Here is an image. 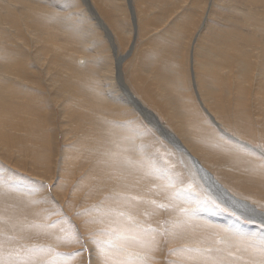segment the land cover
<instances>
[{
	"label": "bare ground",
	"instance_id": "6f19581e",
	"mask_svg": "<svg viewBox=\"0 0 264 264\" xmlns=\"http://www.w3.org/2000/svg\"><path fill=\"white\" fill-rule=\"evenodd\" d=\"M88 1L89 3L93 2L96 7L100 8L108 17L111 16L110 8L115 11L113 15H116L118 13L122 14L123 10H127L126 8H123V10H121V8L123 7V1L120 4L121 0H0V146H9L12 149L17 147L22 151V149H27L25 144L32 145V151L30 150V153L27 154V156H29L31 160L46 159L53 154L52 152H50L51 141L53 140V131H49L50 125H48V121H46L47 118L51 117L48 114L49 105L47 102H43L38 98V94L40 92H42L43 94H48L55 103H59L64 124L68 123L69 128L75 129L76 131H79L81 128H83V122L76 119L77 116L81 114V112L83 113V110H90L100 115L106 114L110 116H112V113L116 111H118L119 113H121L122 111H126L128 112V114L126 115H129V112H131L132 110L133 112H138L140 116H144L146 121L151 123L154 128H157V130H159L160 124L157 123L159 117L154 113V111L143 104L141 95L137 96L129 88L130 86L128 87L126 85L127 83H125L124 81L125 76H122L123 74L121 71L123 62L127 60V58H129V56H131V54L134 53L135 50L134 44L136 43L138 35L137 31L139 30H137V15L136 12L134 13V11L137 10L133 7V5H130L133 23H125L124 20L118 19L120 17L119 14L116 17L118 19L117 23L120 24L124 32L127 34H131L133 32L132 34L134 35V41L129 45L130 50L128 49L127 52L121 54L117 51V46H115L112 51V48H106L104 46L105 43H103L102 45V42L100 41H97L96 46L95 44H92V48L89 47V45L91 44V40L90 38L86 37L90 34V32L88 33V30L86 29V18L89 20L95 19V26H98L100 29H102L101 27L105 29V37H108L112 40L110 35L115 33H111L113 30L110 31V28L106 25L104 19L101 18V15H99L98 13V15H96L98 16V18L93 13L90 15L89 12L84 14V16H86L85 18L83 17L84 10L83 8H81L83 7L81 3L87 2V4H89ZM125 1L126 0H124V3ZM130 1L132 4L133 0H129V2ZM146 1H148L152 7H157L158 10L156 11H159L160 13V15L155 16L153 20L165 19L169 21L170 18L168 19L166 17L168 14V10L170 11V9L172 10V8L176 7L182 8V12H180L178 15L175 14V18L171 19V23L169 22V26L167 25V30L164 29L165 31L163 32V36L165 35L168 38L174 37L175 31L179 30V37H176V39H174L176 45L171 44V38H168V41L166 40V42H163L161 45L157 44L155 46L153 44L155 46L154 49L156 53V68L151 64V61L147 59V61H150L147 62L150 63V68L148 67V69H142L144 71V75H140V78L146 79V81L144 80L145 82L143 84H147L144 87L149 86V79L155 82L153 87H156L155 90L158 91V93L155 94L160 96L161 102H165L166 106L168 107L167 112H164L163 109L162 112L170 119V121L168 122L177 123V125L180 127V133L182 134L183 132L184 135H186H183L184 137H186L184 144L182 143L183 141L180 142L181 140L170 133L165 124L159 120L160 123L164 126L163 129L167 131V134L169 132V134L172 135L175 140H178V143L182 148L181 151L187 152L188 156H190L192 160L196 158L194 153H192V151L195 152V150L199 151L200 153L204 152V150H207V152H209L210 154L214 152L218 153V150H224L225 152H227V155L223 156L226 161L234 162V164H242L243 162H246V165L248 164V162H250V165L252 166L251 162L255 163L254 158L256 154L251 153L253 154V156H251L247 153V155L245 154L246 156L244 157L243 152V157L233 155V151L238 154V152L241 151L239 149H241L242 147H235L234 145L229 144L228 141L234 144H241L244 146L243 148L246 147L245 149L248 150L247 146L249 142L247 143L248 140L246 142L242 141L241 136L244 138L243 135L247 136V133L248 135L253 134V137H251L250 135V139H253L255 138L256 130L257 134L259 132L262 135V144L256 147V152H258L259 154L263 153L262 151H260V148H264V121H262L264 119V0ZM93 3L89 4V6L93 5ZM253 5H259L260 12L257 13L255 10H251L252 12L248 13L250 9L253 8ZM81 9L83 10V13L80 12ZM240 9H242V11ZM87 10L90 11L89 9ZM176 10L177 9H175V11ZM198 10H200L202 14H200ZM221 11L227 14L226 18L222 17ZM96 12L98 11L96 10ZM87 14H89V16ZM170 14L174 15V13ZM216 14H219L220 16L216 17ZM168 16L170 17L171 15ZM150 17L151 16H149V18ZM89 20L87 23L88 25ZM202 21L203 25L200 27ZM97 22H99V24ZM151 25L149 26L151 27ZM257 25L259 26L258 29L256 28ZM190 29L191 31H189ZM194 29H196L198 33L196 31L197 35H195L193 39V41L195 42L193 49H196L194 50V52L196 51V53L195 56L193 55L195 63L193 74L194 79H191L194 88L196 89L195 94H197V97L201 100V103L205 108V112L210 118L211 122L209 121L208 123L213 122L212 124H216L221 129L222 135L219 134L216 135V137H214V135L212 136L211 128H209L208 130V128H205L206 126H202L199 121L200 117L197 113L199 108L197 109L196 102H192V97L187 96L189 95V93H187L186 85H189V82L185 83L184 81V77L186 76L187 71V66H185L184 68L186 60L183 58L181 63L176 62L173 58L170 61H165L167 57L166 53H171L173 51H177L178 53L186 50V47L184 45L187 43V41L185 40V38H189L192 30ZM92 33H94V31ZM159 38L156 39L158 40ZM151 44L150 46H153ZM106 50L109 51L108 55H106L107 53L105 54ZM110 51L113 53L110 54ZM162 54L166 55L163 59ZM179 54L180 53H178L177 55ZM152 56L154 57V55ZM76 57L78 58L76 59ZM171 62L173 63L170 65L169 63ZM153 64H155V62ZM162 66L163 68H161ZM168 66H170V68ZM177 68L179 69V75L177 74ZM36 74H43V76L36 78L33 76ZM175 77H177V80L173 83V79H175ZM171 83L173 84L170 85ZM171 86H175L180 97L176 96L175 93L172 92L173 89L171 88ZM42 89L47 91L48 93H46ZM171 94L174 97L170 98ZM63 96H66V98L68 96V99L66 101L60 100L61 98H63ZM119 98L126 99L120 100ZM144 99V101L148 103L149 106L154 108L153 110L158 111L159 113L161 112V110L159 111V109H157L158 105L156 101H148L149 99L147 98ZM229 102H231V107H229ZM71 106H73L75 109ZM169 112L171 115H168ZM230 114L231 118L235 120L234 126H237L238 120L239 125L243 128L242 133L239 131L241 133V136H239L238 133L233 134L230 130L231 127L228 124L229 122L226 121L227 118L230 117ZM120 115L126 116L125 114H119L118 116H114L115 120ZM147 119H149L151 122ZM218 119L220 121H218ZM255 119H261V125H256ZM87 124H91V127L93 129L92 131H94L95 133V135H93L94 133L91 135L94 140L93 142L90 139L92 145H88L89 148H86L83 145L82 153L86 154L85 156L87 158V162L90 160L91 162H96L95 172L98 171V168H100L101 163L98 161L102 159L103 162H106V164H108L107 166H109L110 162L113 165H117V168L119 170H124L125 175L128 172V174L134 176L135 181L132 182L134 187H131L133 198H130L128 195V199H130L131 202H125V205L130 208L132 214H138L141 216L142 214L132 207L134 204L138 203V199L144 200L143 202L140 201L141 203H143V205L144 202H147L148 207L145 206L144 210H146V212L148 213V217H146L145 221H152L156 223V225H159V228H163L161 230L165 233V245L167 248L176 246V249L172 252V260L176 264H180L179 262L181 261L183 262V259H181V257L184 256L178 254L182 252L184 253V251H188L186 253L190 256H197L199 258L197 260L198 264H203L200 259H209L214 264H237L236 262L238 261L232 259V257H230V255L226 254L225 252H232V240H238L239 242L246 243V247L244 248H248L249 250H251V247H249V245H253L254 247L252 248L258 251L256 253L257 255H259L260 253L264 254V251L261 250L262 248H264V228L252 224H246L243 220L238 219L241 217L237 215L232 216L222 213L223 211L218 212V210L216 209V211L215 208V211H213V208L212 210L210 209L212 211L211 215H214L210 217L211 219L208 216L209 214L202 219H199L198 216H195L196 213L195 211L193 212L194 209L192 208V206L187 204L188 202L186 201V199L182 198L183 195L180 196L177 192H175L176 190H173V186L179 184L180 181L178 182V179H175L173 181L167 177L168 175L165 176V171H163L162 167H159L160 164L158 163V166L157 164L155 165V162H158L157 160L153 161L149 156L144 160L142 157L147 156V154H144V152L137 147V144L134 141L129 143V141L124 137H122L120 141V144L122 145V147L120 148V145H118L120 138V135L118 136V134H120V131H116L114 128L115 125L118 126V123L116 121L111 123L112 126H109V128L105 127L109 124L105 121L100 122L99 120H94L93 122L90 121ZM222 126L227 130L222 128ZM212 128H214V126H212ZM214 129L216 130V128ZM130 132L133 136L134 128H132ZM112 134H116V136L113 137ZM88 135L90 136L89 133ZM145 136L147 135H141V137L143 138ZM221 136H223L225 141ZM65 137H67V134H65ZM257 137L258 136H256V138ZM87 138L88 136L86 135L84 139L86 140ZM130 139L134 140L133 137H131ZM81 142L83 141L78 142L77 145H74L72 148H69L67 146L63 148L64 153H61L62 155L60 158V165L64 164L65 166L67 162V172L65 176H67L68 172L69 175L72 173L71 170H69L71 167L68 169V162L69 164L70 162H85L79 159L78 156H81V154L74 153L79 149V146L82 144ZM107 142L115 144V146L113 144L108 147L109 149H107L108 152H111L112 155L107 151V153H102L101 151H99V146L101 148L108 146L106 144ZM36 146L45 148L46 152L38 151L36 149ZM147 150L148 149H146V151ZM84 151H86L87 153ZM18 154L21 153L18 152ZM100 154L102 156H100ZM125 158L127 160V164L125 166L123 164L119 165ZM63 160L64 162H62ZM141 160H144L145 162L140 163ZM145 163H150L155 168L147 167L149 168L150 172L146 170L144 174H141V171L143 170L142 165L147 166V164ZM197 164L198 168L195 165L196 170L198 171L199 176L201 177L203 182L211 191L213 197H220L219 194L222 192L226 197L230 199L233 197V201L235 202H247L250 205L245 208L247 212L250 213V211H252L256 214L258 213L264 216V210L259 209L247 200L238 198L235 195V197L232 196L233 194L229 192V190H226L224 187L216 184L217 181L214 182V178L209 173L208 169L206 170V168L199 161H197ZM102 165L104 164L102 163ZM225 165H227V163ZM248 166L245 167L246 174H248ZM113 167L111 166V168ZM226 170H228L226 171L227 178H233V180H235V177L241 178L242 176V174L240 176L239 174H236L234 172L235 170ZM104 171L106 172L107 170ZM104 171H101L100 168L99 175H101V172L104 174ZM201 172L202 174H200ZM128 174L126 176H130ZM169 175H171V173ZM138 176H142L143 179H139ZM247 176L248 175H246V177ZM246 177L244 179V182H250L248 180H251V182H253L251 179L252 177L250 178L248 176V179H246ZM241 180L236 179L235 182L239 183L241 182ZM116 181L119 182V180ZM220 181L219 183H221ZM88 182L93 183L94 187L97 188L95 185L97 182L90 180ZM229 182H231V180ZM102 183H108V181L103 180ZM5 184L8 189L14 188L16 190L26 192L25 186H18L16 182H13V184H9L7 181L4 182V179H1L0 174V187L3 188L0 189L1 199H6L9 202H16V200H20L23 204L25 203L21 199L26 198L27 201H29V197L23 196L21 198L19 197L20 195L10 192L6 188ZM117 186L118 184H116V188ZM29 188L31 190L28 192L29 194L34 193V190L37 189L36 187L34 188L32 186H30ZM118 189H121L120 192L117 190V192H119L120 194L123 193L122 190L126 192L125 187L122 185L121 187L119 186ZM248 191H250V189ZM262 191V193H264V190ZM53 192L56 191L53 190ZM258 192L260 193V191ZM240 193L241 192H239V194ZM54 194L56 193H52L53 196ZM134 194H136V197L134 196ZM123 196L126 197V195H122V197ZM240 196L242 195L240 194ZM190 198L194 199L192 201H194L193 203L195 205L196 196L192 195ZM149 199H152V202L159 199L158 202H160V206L163 210H160V208L155 209V205L152 206ZM32 203H34L35 206V202L31 199V203H29V205H31ZM117 204L118 203L115 202L114 207ZM200 204L203 205L202 203ZM118 206H120V203L118 204ZM181 206L186 207L182 212L179 209ZM205 207L206 209H209V207H212V205L209 207ZM252 209H256V211H253ZM199 210L200 209H198V211ZM104 211L106 212V209ZM165 211L167 214V218L165 220L166 222L164 221V224L160 225V219H162L160 218V216H163L164 219V215H166ZM1 216L2 218H0V225L6 224L10 226L11 223L17 219V214L11 207H4V209L0 211V217ZM19 216L21 217V220L18 221L17 228H15V226L8 227V229L10 230L9 232H11L13 236H18L23 241L27 240L30 244H33V240L36 239L35 242L38 245L40 243L44 244V240H46L47 242L48 240L49 242L56 240V238L54 237V233L52 232L53 227L44 225L45 220L40 214L39 210H37L36 208H33L32 212H22L19 214ZM194 217H196L197 220L194 219ZM208 219L210 220V222L208 221ZM107 220L109 222V219ZM217 220L219 222H217ZM127 221L126 223H124L127 224ZM24 224H28V227H26ZM142 224L145 226L147 225L144 223ZM115 229L118 231V233L120 232V230H122L119 225H117ZM126 230L128 231V229ZM1 231H3V229L0 227V232ZM217 234L221 237L216 238ZM14 241H16V239ZM12 243L14 242L12 241ZM150 245V247L153 246L152 240H150ZM194 245L195 247L192 248ZM18 249L20 248L11 247L10 250H6L5 254H0V264H8V262L20 259V257L15 259V256H17L16 252H12V250ZM93 249H95V247ZM192 250L195 251L197 255L190 254V251ZM154 251L156 252L157 250L152 249V252ZM205 251H207L208 253H206ZM36 252H39L42 256L47 255L44 249H37ZM96 252V254L94 255L91 252V255L88 256L89 263L107 264L108 260L100 255L98 249L96 250ZM172 255H170V257ZM84 257H86V255H84ZM61 258L62 257H56L55 259L53 258L48 264L56 261V259L59 260L52 264H63V261L60 260ZM185 258L188 259V257ZM76 259H79V257H76ZM165 259L166 257L164 258V261L166 262ZM74 260L75 258L72 260V262ZM249 260L250 263L248 264H252V262L254 261L264 263L263 256H259L255 260ZM193 264H195V262H193Z\"/></svg>",
	"mask_w": 264,
	"mask_h": 264
},
{
	"label": "rangeland",
	"instance_id": "374dc122",
	"mask_svg": "<svg viewBox=\"0 0 264 264\" xmlns=\"http://www.w3.org/2000/svg\"><path fill=\"white\" fill-rule=\"evenodd\" d=\"M122 1H123V3H122ZM84 3H81L83 5V7H81V8H83L84 13H83L82 9L80 11L81 13H83L84 18L86 17V16H84V14L88 13V12L90 15L93 13L95 16L99 14V15H101V18L104 19L106 25L110 28V31L113 30L111 33H115V34L110 35L112 40L114 41L113 42L108 37H105L106 32H105V29L103 27H101L102 29H100L98 26H95V24H96L95 19L89 20L86 18V20H87L86 24H85L86 29L88 30V33L90 32V34L86 37L90 38V40H91L90 41L91 44L89 45V47L92 48V46H91L92 44L93 45L95 44V46H96L97 41H100V42H102V45H103V43H105L104 46L106 48H108V49L112 48V51H113V48L115 46H117V51L121 54H124L125 52H127L128 49L130 50L129 45L131 44V42L133 43L134 35L132 34L133 32L131 34L125 33L124 30L122 29V27L120 26V24L117 23L118 19L124 20L125 23H133V17L131 16L132 12L130 10V8H131L130 5H133V7L137 10V11H134V13L136 12V15H137L136 16V19L138 20L137 30L138 29L139 30L137 31L138 32L137 40H136V43L134 44L135 50H134V53H132L131 56H129V58H127V60H125L123 62V66L121 68V71L123 74L122 76L123 77L125 76L124 81H125V83H127L126 85L128 87L130 86L129 88L137 96H139V95L142 96L141 100H142L143 104L146 105L148 108H150L152 111H154V113L159 117V120L165 124L168 131L170 133H172L173 135H175L179 140H181L180 142L183 141L182 143L184 144L185 139H186V137H184V136H186V135H184L183 132H182V134L180 133V127L177 125V123L168 122V121H170V119L162 112V109L164 110V112H167L168 107L166 106L165 102L164 103L161 102V97L158 96L157 94H155V93H158V91L155 90L156 87H153L155 82H153L152 80L149 79L148 80L149 86L144 87L147 84V83L143 84L146 81V79L140 78V75H144V71L142 69H145V68L148 69V67L150 66L149 65L150 63H147V62L151 61V64L154 65L156 68L157 63L155 60V54L156 53H155L154 48L157 44L161 45L163 42H166V40L168 38L169 39L171 38L172 39L171 44L176 45V43L174 42V39H176V37L177 38L179 37L178 34L180 31L179 30L175 31L174 37H168V38L165 35L163 36V32L165 30H167L169 24L171 23V19L175 18V14L178 15L180 12H182V8L176 7V8H172V10L170 9V11L168 10V14L166 17L168 19L170 18L169 21H167L165 19L164 20H153L154 17L159 16L160 13H159V11H156V10H158V8L152 7L148 1H146V0H138V1L133 0L132 4H131V1L129 2V0H126L125 3H124V0H121L120 4L121 3L123 4L122 5L123 7L121 8V10H123V8H126L128 11L123 10L125 12L122 11V14L118 13L120 15V17L117 19L116 17L118 16V14L113 15V13L115 11L112 8H110L111 16L108 17L103 13V11L100 8L96 7V5L93 2H92L93 5H90V6H89V4H92L91 2L89 3V1H88L89 4H87V2H84ZM95 7H96V9H95ZM253 8L250 9V11L248 13H251L253 10H255L257 13L260 12V6L259 5H253ZM87 9H89L90 11H88ZM175 9H177V10L175 11ZM85 10H86V12H85ZM96 10L98 12H96ZM240 10L242 11V9H240ZM198 11L200 14H202L200 12V10H198ZM170 13H174V15L170 14ZM221 13H222V17H224V18L227 17V14L225 12L221 11ZM89 14H87V15L89 16ZM168 15H171V16L169 17ZM149 16H151L150 17L151 19L149 18ZM215 16L219 17L220 15L216 14ZM96 17L98 18V16H96ZM88 20H89V25L87 24ZM107 20H112V21H107ZM90 21H92V22H90ZM113 21H114V24H113ZM91 23H93V24H91ZM97 23L99 24V22H97ZM141 23H142V25H141ZM144 24L146 27L144 26ZM91 25H94V26H91ZM118 25H119V27H118ZM149 25H151V27H153V28H151ZM160 25H161V27H160ZM202 25H203V21L200 24V27ZM1 27H3V26H1ZM88 27H90V28H88ZM114 28H116V29H114ZM132 28H133V24H132ZM256 28L258 29L259 26L257 25ZM90 29H91V31H90ZM93 29H95V30H93ZM92 30L94 31V33H92L93 32ZM97 30L98 31L100 30V31L98 32ZM189 31H191V29ZM196 31H197L196 29L192 30L189 38H185V40L187 41V43L184 45L186 47L185 51L178 52V53H180L179 55H177L178 54L177 51H173L171 53L170 52L166 53L167 57H166L165 61H168V60L170 61L173 58V59H175L176 62L181 63L183 58L186 60L184 68H185V66H187V71H186V76L184 77V81H185V83L189 82V85H186L187 86L186 87L187 93H189V95H187V96H191L192 102H196L197 109L199 108L198 111L201 110V111H199L200 113L198 111H197V113L200 117L199 121L202 124V126L203 127L206 126L205 128H208V130H209V128H211L212 129V136L214 135V137H216V135L221 134V132H220L221 129L216 124H212L213 122L208 123L210 121V118L208 117L207 113L205 112V108L203 107L201 100L197 97V94H195L196 89L194 88V85L192 83V79H194L193 74H194V66H195L194 56L196 53V51L194 52V50H196V49L195 48L193 49L194 43H195L193 41V39H194L195 35H197V33H198V31H197V33H196ZM176 32H177V35H176ZM92 34H93V36H92ZM94 34H95V37H94ZM98 36H100V37H98ZM103 36H104V38H103ZM258 36H259V34H258ZM125 37H127V38H125ZM156 38H159L160 40L159 39L157 40ZM104 40H106V41H104ZM92 42H94V43H92ZM190 43H191V46H190ZM150 44L151 45L154 44L155 46L154 45L150 46ZM106 51H105V54L107 53L106 55H108L109 51L108 50H106ZM112 53L113 52L110 51V54H112ZM186 53H187V55H186ZM151 54L154 55V57ZM169 54H171V55H169ZM180 55H182V56H180ZM165 56H166L165 54H162V59ZM172 56H174V57H172ZM78 57H76V59ZM147 59L150 61H147ZM154 62H155V64H153ZM75 63H76V61H75ZM146 63H147V66H146ZM172 63L173 62H171L169 64L171 65ZM168 67L170 68V66H168ZM161 68H163V66ZM183 71H184V69H183ZM178 73H179V69L177 70V74ZM188 74H189V76H188ZM190 74H191V76H190ZM33 76L38 78V77H42L43 74H36ZM177 77H175V79H173V83L177 80ZM173 83H171L170 85H172ZM26 85H28V84H26ZM171 88L173 89L172 92L175 93L176 96L180 97L175 86H171ZM39 89H41V88H39ZM154 90H155V92H154ZM43 91H45V90H43ZM45 92L48 93L47 91H45ZM172 94L170 95V98L174 97V96H172ZM38 98L40 100H42L43 102H47L49 105L48 114L51 117L47 118L46 121H48V125H50L49 131L50 130L53 131V140L51 141V147H50L51 148L50 152H52L53 154L46 159L31 160L30 157L27 156V154L30 153V150L32 151V149H33L32 145L25 144L27 149H22V151L17 147L12 149L9 146H6V147L0 146V174H1V179L2 180L4 179V182L7 181L9 184L10 183L13 184V182H16L18 184V186H21V187L25 186L26 192H23L21 190H16L14 188L8 189L6 184H5L6 188L10 192L20 195L19 197H21V198L23 196L29 197L28 198L29 201H27L26 198L21 199L22 201H24L25 204H23L20 200H16V202L15 201L9 202L6 199L3 200L0 198V211L3 210L4 207H11L13 209V211L17 214V219L14 220L10 226L6 225V224L0 225V227L3 229V231L0 232V236H1L0 254H5L6 250L7 249L10 250L11 247L20 248L18 250H12V252H16L17 256H15V259H17L18 257H20V259L8 262V264H48L53 258L55 259L56 257H62L60 260L63 261V264H87V263L91 264V263H89V260H88L89 257L88 256L91 255V252L93 255L96 254L97 253L96 252L97 247L94 244L89 243L90 238L95 239L101 243V246L104 249L103 250V257L108 260L107 264H122V263L123 264H127V263L128 264H138V263H143V264H176L172 260V257H173L172 252L176 249L175 248L176 246H173L171 248H167L165 245L166 244V236H165L164 231L161 230L163 228L162 227L159 228L160 226L156 225V223H154L152 221H145L146 217H148V213L146 212V210H144L145 206L148 207L147 202H144V205H143V203H141V202H143L144 200L138 199L139 200L138 203L134 204L133 207L131 206L136 211H138L139 213L142 214L141 215L142 218L138 214L137 215L132 214L130 208L127 207V205H125V202H128V201L131 202V200L128 199V195L130 198L131 197L133 198V193L131 192V187L132 188L134 187V185L132 183L135 181L134 176H131L130 174H128V172H127V174L130 176H126L127 174L126 175L124 174V170H119L117 168V165H113L110 162H109V166H107L108 164H106V162H103L102 159H100L98 161L101 163L100 164L101 171L107 170L108 172L104 171V174L101 172V175H99L100 168H98L97 169L98 171L95 172L96 162H91V160L87 162V158L85 156L86 154L82 153L83 152V145H84V147L89 148L88 145H92L90 142V139H91V141L94 142L93 138L91 137V135L94 133V131H92L93 129L91 127V124H87L88 122H90V121L93 122L94 120H96V121L99 120L100 122L105 121L106 123H109L108 125L105 126L106 128H109V126H112L111 123L116 121L118 123V126L115 125L114 128L116 131H120V134H118V136L120 135V138L118 137L119 138V144L117 143L118 145H120V148L122 147V145L120 144L122 137L127 139L129 141V143L134 141L137 144V147L140 148V150L143 151L144 154L145 153L147 154V156L142 157L144 160L148 156L151 157V160H153V161L157 160L158 162H155V165L157 164V166H158L160 164L159 167L163 168V171H165L164 172L165 176L168 175L167 177L173 181L175 179H178V182L180 181V183L177 185H174L175 187L173 186V190L174 191L176 190L175 192H177L180 196L183 195L182 198L186 199V201L188 202L187 204L192 206V208L194 209L193 212L195 211V213H196L195 216H198L199 219H202L203 217L207 216L208 214H209L208 215L209 218L211 216H214V215H211L212 208H213V211H215L217 209L218 212L223 211L222 213H225V214H229L232 216L236 215L234 212H232L230 209H228L224 204L219 202L216 197L212 196L211 191L209 190V188L206 186V184L203 182V180L199 176V174L196 170L195 164L193 163L191 157L188 156V153L185 151L178 150L174 145H172L164 137V135L159 130L154 128L152 125L150 126L149 122L145 120L144 116L143 117L140 116V114L138 112H133L131 110L132 114H131V112H129L130 114L126 115V114H128V112H126V111H122L121 113L116 111V112L112 113V116H110V115H106V114L100 115V114L94 113L93 111H90V110H88V111L83 110L84 116H83V113L81 112V114L79 116H77V118H76L78 121L80 120L83 122L82 123L83 128H81L79 131H76L75 129H70L68 123L64 124V120H62V112H61V107H59V103H57V102L55 103L53 101V99L50 98V96L48 94H43L42 92H40L38 94ZM126 98H119V99L124 100ZM144 98L149 99L148 101H150V100L156 101L157 105H158L157 109H159V111L161 110V112L163 114L161 112L159 113L158 111L153 110L154 108L149 106L148 103H146L144 101L145 100ZM67 99H68V96H67V98H66V96H63V98H61L60 100L66 101ZM158 100H160V101H158ZM69 107H70V105H69ZM71 107L74 108L73 106H71ZM229 107H231V102H229ZM119 114H125L126 116L120 115L115 120L114 116H118ZM168 115H171L170 112L168 113ZM201 115H203V116H201ZM202 118H203V120H202ZM132 120H134V121H132ZM255 120H256V123H255L256 125H259V124L261 125V122L264 121V119L262 121H261V119H255ZM218 121H220V120L218 119ZM226 121L229 122L228 124L231 127L230 130L232 131V133L233 134L238 133L239 136H241V133L243 132V128L239 125V121L237 120V126L235 127L234 126L235 120L233 118H231V114H230V117L227 118ZM130 122H132V123H130ZM263 125H264V123H263ZM212 126H214V128H216L217 131L214 128H212ZM239 126H240V128H239ZM237 127L239 128V130ZM132 128H134V135L133 136L130 132ZM222 128H224V127L222 126ZM224 129L227 130L226 128H224ZM90 131H92V132H90ZM255 132H256V135H255V138H253V139H250L251 137L254 136L253 134L252 135L250 134L251 137H250V135H248V133H247V136L243 135L244 138L241 136L242 141L246 142L248 140L247 141V143L249 142L248 146L251 144L249 147L247 146L248 150L245 149L246 147L243 148L244 146L241 144H238V143L234 144V143L228 141L229 144H232L235 147H237V146L242 147L241 149H239L241 151L238 152V154L235 153V151H233L232 152V154L234 153L233 155H237V156L241 157L243 155V152H244V155H243L244 157L247 155V153L251 156H253V154H251V153L256 154V155L254 154L255 155V158H254L255 163L251 162L253 167L250 165V162H248L247 165L245 164L246 162H243L242 164H244V165H242L241 163L234 164V162L226 161L223 156L227 155V152H225L224 150H221V151L218 150V153L214 152L211 154L209 152H207V150H204L203 153L206 155V157L211 162H207L206 158L204 156H202L201 153L197 150H195V152L192 151V153H194L195 157L206 168V170L208 169L210 173L214 174L213 176L216 179H218L219 181L221 180L220 184L223 185L224 187H226V189L228 188L227 190H229V192H231L233 194L232 196L235 195L238 198H242L244 200H247L248 202H250V203L254 204L256 207H258L259 209L264 210V193H262L263 192L262 190H264V186H263L264 185V181H263L264 180V155H261L258 152H256L257 151L256 147H258V146H260V144H262V142H261L262 135L259 132L257 134L256 130H255ZM88 133L90 134V136L88 135ZM65 134H67V137H65ZM142 134L143 135L146 134L147 136H145L143 138V137H141ZM238 134H237V136H238ZM86 135L88 136V138L85 140L84 138ZM93 135H95V133ZM112 136L115 137L116 134H114V135L112 134ZM256 136H258V137L256 138ZM131 137H133L134 140H131L130 139ZM221 137L225 141L223 136H221ZM259 137H260V139H259ZM226 139H228V138H226ZM80 141H83V142H81L82 144L79 146V149L76 150L74 153L81 154V156H78V157L81 161H85V162H72V163L70 162V164L68 162V165H69L68 169L71 167L69 170H71V172L74 175L72 173L69 175L68 174L69 172H68L67 176H65V174L67 172V169H66L67 168L66 167L67 162H66L65 166H64V164L60 165V163H61L60 158H61V155L64 153L63 148H65L66 146L69 148H72L74 145H77V143ZM106 144L108 146L103 147V148H101L99 146V151H101L102 153H105L106 151L108 152V150H107V149H109L108 147H110L114 143L112 144V143L107 142ZM186 145H188V144H186ZM114 146H115V144H114ZM129 146H131V145H129ZM36 149L38 151H43V152L45 151V148L39 147V146H36ZM146 149H148V150L146 151ZM253 149H255V150H253ZM250 151H253V152H250ZM260 151H262L264 153V148L261 147ZM18 152H20L21 154H18ZM84 152H86V151H84ZM108 153L111 154V152H108ZM100 156H102V155L100 154ZM220 159H222V160H220ZM144 160H141L140 163L145 162ZM33 161H35V162H33ZM222 161H224V162H222ZM62 162H64V160ZM225 162L227 163V165H225L226 164ZM102 163L104 165H102ZM128 163H131V162H128ZM122 164L124 166L127 164L126 158L119 165H122ZM145 164H147V166L142 165L143 170L141 171L142 172L141 174H144L146 170L148 172H150L149 168H155L150 163H145ZM110 165L112 167L113 166L114 167L111 168ZM173 165H174V167H173ZM246 166L249 167L248 174H246V168H245ZM254 166H255V168H254ZM147 167H149V168H147ZM226 169L235 170L234 172L236 174H239V176L242 174V176H241V178L243 177L242 180L239 177H235L236 179H240L241 182H239V183L235 182V180H236L235 178H234L235 180H233V178H231V179L227 178L226 177V175H227L226 171H228V170H226ZM168 172H170L171 175H169L170 173H168ZM246 175H248L250 178L252 177L251 179L253 182H251V180H248L250 182H247V181L244 182ZM247 177H246V179H248ZM138 178L143 179L142 176H138ZM255 178L257 179V182H256ZM89 180L97 182L95 184L97 188L94 187L93 183L88 182ZM103 180L108 181V183H102ZM116 180H119V182H117ZM228 180L229 181L231 180V182H229ZM128 182H130V183H128ZM242 182H243V184H242ZM142 183H143V181H142ZM116 184H118L117 188H116ZM120 184L122 186H124L125 190H126V192L124 190H122V192H123L122 194L119 193L121 189H118L119 186L121 187ZM180 184H182V185H180ZM238 185H239V187H238ZM30 186L37 188L34 190L35 191L34 193H30V194L28 193L29 191H31L29 188ZM245 186H246V188H245ZM21 187H19V188H21ZM0 189H3V188L0 187ZM240 189H242V190H240ZM249 189H250V191H248ZM53 190L56 192H53ZM93 190H95V191H93ZM117 190L119 192H117ZM233 191H235V192H233ZM245 191H246V193H245ZM258 191H260L261 194ZM239 192H241L240 194L242 196H240ZM248 192L251 194H249ZM255 192H257V193H255ZM52 193H56V194H54L55 197L52 195ZM252 193H254V194H252ZM122 195H126V197L125 196L122 197ZM184 195H185V197H184ZM192 195L196 196V199H195L196 204L195 205L193 203L194 201H192L194 199L190 198ZM134 196L136 197V194H134ZM188 198H189V200H188ZM205 198H207V199H205ZM31 199L35 202V206H34V203L29 205V203H31ZM231 199L233 200V197ZM158 200L159 199L152 202V199H149V201H151V205L152 206L155 205V207H156V208L155 207H153V208H155V209L160 208V210H163L161 208L160 202H158ZM204 201L205 202L207 201L206 202L207 204ZM115 202H117L118 204L120 203V206H118V204H117L114 207ZM200 203H202L204 205V207ZM138 204H141V205H138ZM211 205H212V207H209ZM205 206H208L209 209H206ZM33 208H36L37 210H39L40 214L42 215V217L45 220L44 225H46L48 227H53L52 232L54 233V237L56 238L55 241L49 242V240H48V242H47L46 240L43 239L44 240L43 242L46 245H44L42 243H40L38 245L35 242L36 239H34L33 240L34 242L33 241H31V242H33V244L36 243L37 245L36 244L33 245V244H30L27 240L23 241L18 236H16V237L13 236L11 234V232H9L10 230L8 229V227L15 226V228H17L18 221L21 220V217L19 216V214L22 212H25V211H28V212L31 211L32 212ZM184 208H186V207L181 206L179 209L182 212L185 210ZM197 208L200 210L198 211ZM214 208H215V210H214ZM105 209H106V212L104 211ZM196 210H197V212H196ZM203 211H205L207 213H205ZM165 214H166V211H165ZM0 218H2V216ZM160 218H162V219H160L159 224L163 225L164 221L167 218V214L164 215V219H163V216H160ZM107 219H109V222ZM194 219H196V217H194ZM238 219L243 220L246 224H250V225L252 224V225H256L258 227L264 228L263 224H259L256 222H250L248 220H244L243 218H238ZM2 220H6V219H2ZM105 220H107V221H105ZM126 221L128 222L127 224H125ZM208 221L210 222L209 219H208ZM129 222H130V224H129ZM217 222H219V221L217 220ZM142 223L147 224V225L145 226ZM24 225L26 227H28V224H24ZM117 225H119L122 228V230H120L119 233L117 231L118 228H117V230L115 229V227ZM132 226H133V229H132ZM125 228L128 229V231ZM143 229H144V231H143ZM160 230H161V232H160ZM162 233L164 234L165 237L163 236ZM151 235H153V236H151ZM78 237L83 240V243L77 242ZM219 237H221V236L217 234L216 238H219ZM7 238L9 240L11 239L10 243H9V240ZM13 239L14 240L16 239V241H14ZM251 239H255V238H251ZM150 240H152V245H153L152 247H150L151 246ZM12 241L14 243H12ZM195 245L192 248H194ZM232 246H233L232 252L231 251H229L230 253L228 251H225V252H226V254H229L230 257H232V259L237 260L238 261V262H236L237 264L238 263L239 264H246V263L248 264V263H250L249 259L255 260L259 256L264 257L263 253H260L259 255L256 254L258 251H256L254 248H252V247H254L253 245H249V247H251V250H249L248 248L247 249L244 248V247H246V243L239 242L238 240H232ZM94 247H95V249H93ZM37 249H41V250L44 249V251L47 253V255H45V256L40 255L39 252H36ZM152 249L153 250L156 249L157 251L152 252ZM18 251H19V254H18ZM186 252H188V251H186ZM186 252L184 251L185 254L183 252L178 254V255L184 256V257H181V259H183V262L181 261L179 263L180 264H190V263L193 264V262H195V264H198L197 260L199 258L197 256L193 255V254L197 255V253L193 250L190 251L191 253L190 252L189 253L192 254L194 256L193 257V256H190L189 254H187ZM205 252L208 253L207 251H205ZM83 254L86 255V257H84ZM170 255H172V256L170 257ZM12 256H14V255H12ZM76 257H79V259H76ZM165 257H166V259H165L166 262L164 261ZM185 257H188V259H186ZM74 258H75V260L72 262V260ZM57 260H59V259H56V261ZM56 261H54V262H56ZM200 261L203 264H214L209 259H200ZM54 262H52V263H54ZM52 263H50V264H52ZM252 264H264V263L254 261V262H252Z\"/></svg>",
	"mask_w": 264,
	"mask_h": 264
},
{
	"label": "water",
	"instance_id": "95a60500",
	"mask_svg": "<svg viewBox=\"0 0 264 264\" xmlns=\"http://www.w3.org/2000/svg\"><path fill=\"white\" fill-rule=\"evenodd\" d=\"M137 27V26H136ZM151 119V118H149ZM147 119V120H149ZM150 121V120H149ZM151 122V121H150ZM158 124H160V127H159V131L164 135V137L172 144L174 145L178 150H181V145L178 143V140H175L174 137H172V135L167 134V131L165 129H163V125L160 123V121L158 120L157 121ZM151 125V123H149ZM153 126V125H152ZM157 129V128H156ZM194 162V164L197 165V159L195 158L194 160H192ZM196 161V162H195ZM198 168V167H197ZM202 174V172L200 173ZM220 191V190H219ZM221 192V191H220ZM220 197H217L218 200L224 204L228 209H230L232 212H234L237 216L243 218L244 220H248L250 222H256V223H260V224H263L264 225V216L261 215V214H256L255 212H252L250 211L247 212L245 210V208L247 206H250L247 202H241V203H238V202H235L233 201L232 199L226 197L222 192L219 194Z\"/></svg>",
	"mask_w": 264,
	"mask_h": 264
},
{
	"label": "snow or ice",
	"instance_id": "6c2138e0",
	"mask_svg": "<svg viewBox=\"0 0 264 264\" xmlns=\"http://www.w3.org/2000/svg\"><path fill=\"white\" fill-rule=\"evenodd\" d=\"M261 155H264V153H261ZM252 210H253V211H256V209H252ZM77 242H79V243H83V240H82L81 238L78 237V238H77ZM89 243L94 244V245L97 247V249L99 250L100 255L103 256V247L101 246V243H100L99 241L90 238V239H89ZM261 250L264 251V248H262Z\"/></svg>",
	"mask_w": 264,
	"mask_h": 264
},
{
	"label": "crops",
	"instance_id": "0c3cea01",
	"mask_svg": "<svg viewBox=\"0 0 264 264\" xmlns=\"http://www.w3.org/2000/svg\"><path fill=\"white\" fill-rule=\"evenodd\" d=\"M220 131V130H219ZM221 132V131H220ZM224 135V134H223ZM201 155L202 156H204L205 158H206V160H207V162H211L207 157H206V155L203 153V152H201ZM198 160V159H197ZM199 161V160H198ZM200 162V161H199ZM198 172V171H197ZM210 173V172H209ZM199 174V173H198ZM212 176L214 175L213 173H210ZM213 178H214V182H216L217 181V179H215V177L213 176ZM216 184H218V185H220V186H222V187H224L223 185H221L220 183H219V181H217L216 182ZM225 189H226V187H224ZM228 189V188H227ZM226 189V190H227ZM219 201V200H218ZM220 202V201H219Z\"/></svg>",
	"mask_w": 264,
	"mask_h": 264
}]
</instances>
